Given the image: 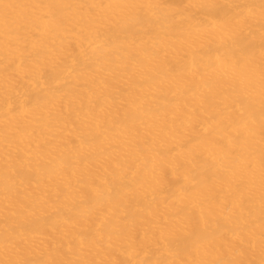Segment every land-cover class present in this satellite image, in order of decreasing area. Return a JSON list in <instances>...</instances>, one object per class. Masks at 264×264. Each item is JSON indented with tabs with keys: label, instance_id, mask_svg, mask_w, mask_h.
I'll return each mask as SVG.
<instances>
[{
	"label": "bare ground",
	"instance_id": "bare-ground-1",
	"mask_svg": "<svg viewBox=\"0 0 264 264\" xmlns=\"http://www.w3.org/2000/svg\"><path fill=\"white\" fill-rule=\"evenodd\" d=\"M0 264H264V0H0Z\"/></svg>",
	"mask_w": 264,
	"mask_h": 264
}]
</instances>
